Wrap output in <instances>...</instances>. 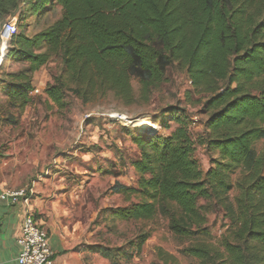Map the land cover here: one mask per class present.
<instances>
[{
  "label": "trees",
  "instance_id": "16d2710c",
  "mask_svg": "<svg viewBox=\"0 0 264 264\" xmlns=\"http://www.w3.org/2000/svg\"><path fill=\"white\" fill-rule=\"evenodd\" d=\"M52 3L61 7L58 19L32 36L18 31L8 40L6 58L26 64L8 74V101L22 106L31 73L55 54L62 72L44 91L59 106L69 90L84 101L106 92L131 101L133 77L147 97L164 81L167 66L180 67L206 95L204 137L194 140L187 119L171 108L179 126L169 136L135 138L140 178L136 188L116 189L143 200L113 215L149 218L156 205L174 204L170 228L187 238L204 230L203 209L223 206L235 226L233 242L221 243L228 264H264V157L253 148L264 138V0H0V20L17 14L23 21ZM197 142L218 155L205 172L193 156ZM234 168L236 195L229 199ZM183 253L205 263L223 254L200 241Z\"/></svg>",
  "mask_w": 264,
  "mask_h": 264
},
{
  "label": "rangeland",
  "instance_id": "374dc122",
  "mask_svg": "<svg viewBox=\"0 0 264 264\" xmlns=\"http://www.w3.org/2000/svg\"><path fill=\"white\" fill-rule=\"evenodd\" d=\"M52 4L28 14L23 21H18L17 14L0 20V46L7 25L32 36L58 19L61 7ZM0 62V188L26 194L32 190L30 202L48 230L54 264H164L161 257L165 264H228L221 243L224 239L233 242L235 226L221 205L214 211L203 209L204 230L187 238L170 228L174 204L162 203L163 210L156 205L149 218L113 215L117 208L143 200L138 193L126 197L117 192L120 185L136 188L140 178L133 166L140 157L135 138L146 141L154 135L169 136L179 126L171 108L187 119L194 140L204 137L209 116L203 108L206 95L191 86L183 69L167 66L164 81L147 97L142 96L139 81L133 77L131 101L113 92L84 101L69 90L59 106L44 91L62 72L61 57L55 54L31 73V89L20 106L8 101V74L26 68V64L2 57V52ZM115 113L128 118L147 116L152 124L133 128ZM198 142L193 156L205 172L218 155ZM253 148L264 157V138L256 140ZM238 175L239 168L231 170L229 199L236 195ZM206 203L198 201V205ZM197 241L223 252L221 258L205 263L185 255L183 249Z\"/></svg>",
  "mask_w": 264,
  "mask_h": 264
},
{
  "label": "built area",
  "instance_id": "2783aa9c",
  "mask_svg": "<svg viewBox=\"0 0 264 264\" xmlns=\"http://www.w3.org/2000/svg\"><path fill=\"white\" fill-rule=\"evenodd\" d=\"M15 30V27L11 25H7L3 29V42L0 46L2 57L7 48V41L15 33ZM32 194V190L26 194L24 190L3 189L0 191V204L4 202L17 204L22 201L28 205ZM17 244L20 247L16 257L17 264H54L55 255L48 230L36 218L35 212L31 209L27 210L23 216Z\"/></svg>",
  "mask_w": 264,
  "mask_h": 264
},
{
  "label": "crops",
  "instance_id": "0c3cea01",
  "mask_svg": "<svg viewBox=\"0 0 264 264\" xmlns=\"http://www.w3.org/2000/svg\"><path fill=\"white\" fill-rule=\"evenodd\" d=\"M30 198L28 205L22 201L17 204H0V264H17L16 257L20 251L17 238L21 222L27 210L34 211Z\"/></svg>",
  "mask_w": 264,
  "mask_h": 264
},
{
  "label": "bare ground",
  "instance_id": "6f19581e",
  "mask_svg": "<svg viewBox=\"0 0 264 264\" xmlns=\"http://www.w3.org/2000/svg\"><path fill=\"white\" fill-rule=\"evenodd\" d=\"M1 63V62H0ZM116 117H119L121 120L126 121L127 125H130L131 127L135 128H147L152 124L149 117L147 116H139L136 118H128L124 114H114Z\"/></svg>",
  "mask_w": 264,
  "mask_h": 264
}]
</instances>
